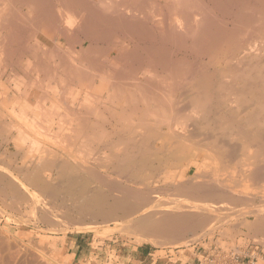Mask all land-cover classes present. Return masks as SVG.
Masks as SVG:
<instances>
[{
    "label": "rangeland",
    "instance_id": "374dc122",
    "mask_svg": "<svg viewBox=\"0 0 264 264\" xmlns=\"http://www.w3.org/2000/svg\"><path fill=\"white\" fill-rule=\"evenodd\" d=\"M12 10L6 0H0V264H188L189 245L212 230L220 232L222 244L264 245V229L257 230L264 225L261 143L249 145L248 152L234 158L220 137L224 125L208 117L195 128L192 123L184 127L188 117L195 120L201 114L198 107L190 109L192 115L188 110L171 119L172 114L160 110L163 107L154 113L150 108L143 112L146 118L138 121L128 103L129 93L105 90L109 80H99L101 72H91L80 81L50 71L55 58L49 53L53 37L37 31L26 39L11 31L5 20ZM45 70L50 71L48 75L43 74ZM147 111L152 115H146ZM227 136L237 144L245 142L237 128ZM134 137L142 159L138 156L132 171L128 167L136 162L128 155L133 145L126 141ZM70 165L91 169L90 192L77 187L78 183H65ZM130 175L133 180L128 181ZM101 177L129 189L131 198L144 199L143 208L152 220L171 212H190L196 206L192 213L202 225L182 237L152 236L137 229L133 217L109 213L110 205L101 218L104 202L95 199L107 193ZM203 180H216L224 188L217 187L220 191L214 196L204 194L197 189ZM92 195L96 197L91 199Z\"/></svg>",
    "mask_w": 264,
    "mask_h": 264
},
{
    "label": "bare ground",
    "instance_id": "6f19581e",
    "mask_svg": "<svg viewBox=\"0 0 264 264\" xmlns=\"http://www.w3.org/2000/svg\"><path fill=\"white\" fill-rule=\"evenodd\" d=\"M6 2L13 8L10 17L5 20L11 31L21 34L26 39L37 31L53 37L49 53L56 61L53 63V59L50 71H55L56 76L78 77L80 80L81 77L85 79L91 72L98 71V74L101 72V77L97 75L99 80H109L105 90L129 93L128 103L138 121L142 119L145 110L154 109L153 107H163L150 111L164 109L165 113L172 114L169 115L170 119L173 115L180 113L183 115L190 109H196L193 107H198L197 111L200 109L201 114L193 120L186 113L188 119L186 115L184 117L189 123H184V120V127L192 123L195 128L199 121L204 122L203 119L208 117L221 127L224 125L219 136L226 140L229 153L234 158L248 152L251 148L249 145L253 143H261L264 147V0H6ZM15 5H18V8ZM24 47L29 49L30 45L24 44ZM70 50L75 52L74 55ZM35 53L32 52L34 55ZM22 57L26 55L22 53ZM40 60L37 62L43 63L42 57ZM45 71L43 74L48 75L50 72ZM91 83L88 82L87 85H92ZM150 111L144 114L149 116ZM194 115L193 117L196 116ZM143 124H146L145 120ZM174 125L172 124L173 127ZM235 128L244 136V144H237V141L228 138L227 134ZM176 134L179 135L178 132L174 135ZM191 136L193 137L194 133ZM126 142L133 145V152H129L128 155L136 162L132 167H128L133 171L140 157V151L135 150L136 144L139 143L135 137L129 138ZM146 144L148 143L145 142ZM82 165L83 163L80 166ZM67 170L68 176L63 179L68 186L78 183L77 187L90 192L88 185L94 183V178L89 167L81 170L75 165H70V169ZM127 179L133 180L131 175L127 176ZM203 181L205 182L197 183V189L211 196L217 195L220 191L219 186H223L216 180ZM101 186L107 188L106 194L101 193L99 197L90 196L91 199L96 197L97 201L99 198L100 203L104 202L99 214L101 218L108 214L105 206L110 205L109 213L119 212L124 218L133 217L139 226L137 229L152 236L167 234L171 237H182L195 232L202 225V222L195 220L196 215L192 213L197 210L196 206H192L193 211L190 212H177L174 215L171 212L170 215H163L164 217L160 214L162 216L160 219L152 220L149 216L151 214L147 212L148 215L143 208L146 205L142 202L144 199L132 195V198L136 197L134 198L136 201H133L131 195H127L129 189L126 191L124 188V191L117 182L105 180L103 177ZM180 210L182 207L177 209ZM151 212L156 211L151 209ZM259 228L264 229V225H259ZM150 240L149 244H157Z\"/></svg>",
    "mask_w": 264,
    "mask_h": 264
},
{
    "label": "built area",
    "instance_id": "2783aa9c",
    "mask_svg": "<svg viewBox=\"0 0 264 264\" xmlns=\"http://www.w3.org/2000/svg\"><path fill=\"white\" fill-rule=\"evenodd\" d=\"M220 232L212 230L200 236L189 248L192 264H264V245L258 242H248L241 246L222 244ZM186 247L180 251H185Z\"/></svg>",
    "mask_w": 264,
    "mask_h": 264
},
{
    "label": "crops",
    "instance_id": "0c3cea01",
    "mask_svg": "<svg viewBox=\"0 0 264 264\" xmlns=\"http://www.w3.org/2000/svg\"><path fill=\"white\" fill-rule=\"evenodd\" d=\"M261 229H262V228H261ZM261 229L259 228L260 231H263V229H262V230H261ZM188 264H192V261H189Z\"/></svg>",
    "mask_w": 264,
    "mask_h": 264
}]
</instances>
